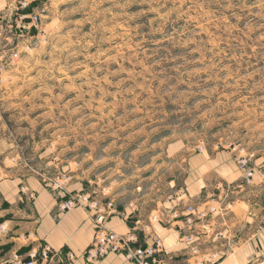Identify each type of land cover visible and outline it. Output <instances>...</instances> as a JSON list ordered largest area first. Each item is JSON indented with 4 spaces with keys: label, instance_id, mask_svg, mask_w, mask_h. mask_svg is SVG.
Segmentation results:
<instances>
[{
    "label": "rangeland",
    "instance_id": "374dc122",
    "mask_svg": "<svg viewBox=\"0 0 264 264\" xmlns=\"http://www.w3.org/2000/svg\"><path fill=\"white\" fill-rule=\"evenodd\" d=\"M20 1L0 13V183L60 191L140 150H226L264 178V0Z\"/></svg>",
    "mask_w": 264,
    "mask_h": 264
},
{
    "label": "crops",
    "instance_id": "0c3cea01",
    "mask_svg": "<svg viewBox=\"0 0 264 264\" xmlns=\"http://www.w3.org/2000/svg\"><path fill=\"white\" fill-rule=\"evenodd\" d=\"M9 5L10 0H0V13ZM149 153L137 151L133 165L125 159L117 163L100 158L98 180L76 173L60 191H53L51 182L37 172L1 181L0 264H11L14 253L26 257L46 243L62 253L73 250L75 264H137L117 253L87 261L85 251L95 235L93 214L84 207L59 211L58 202L88 184L115 202L116 212L107 226L120 233L136 227L141 243L160 238L168 264L197 259L210 264H264L261 173L239 187L233 183L245 175L229 151L207 149L185 157L179 152L175 161L170 155L161 159ZM194 248L199 249L198 257Z\"/></svg>",
    "mask_w": 264,
    "mask_h": 264
},
{
    "label": "built area",
    "instance_id": "2783aa9c",
    "mask_svg": "<svg viewBox=\"0 0 264 264\" xmlns=\"http://www.w3.org/2000/svg\"><path fill=\"white\" fill-rule=\"evenodd\" d=\"M11 2V0H10ZM22 8L29 2L20 1ZM10 6V5H9ZM25 14L20 19L25 18ZM20 26V25H19ZM245 177L250 180L253 177L252 170L248 169L245 163L241 165ZM63 186L60 179H57L52 188L54 190ZM98 193V195H97ZM95 191L69 192L58 202L59 211H68L75 207H84L93 214L95 235L91 245L85 251V257L89 262H96L109 253H117L125 256L127 260L137 264H168L162 254L161 239L156 237L152 244H138V229L134 227L131 231L120 233L107 226L108 218L116 212V205L109 195ZM100 195V196H99ZM193 210V207H190ZM193 253L198 257L199 249L194 248ZM76 253L68 250L64 253L56 251L48 243L43 244L39 249L33 248L25 257L14 253L11 264H75ZM187 264H210L205 260H198L195 263L190 261Z\"/></svg>",
    "mask_w": 264,
    "mask_h": 264
}]
</instances>
